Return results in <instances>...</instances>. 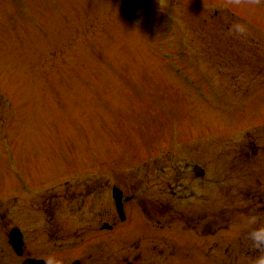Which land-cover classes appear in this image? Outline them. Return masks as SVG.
<instances>
[{"label":"rangeland","instance_id":"1","mask_svg":"<svg viewBox=\"0 0 264 264\" xmlns=\"http://www.w3.org/2000/svg\"><path fill=\"white\" fill-rule=\"evenodd\" d=\"M194 141L212 161L264 147V0H0V207L17 223L29 210L41 231L49 195L93 182L150 177L157 195L160 162Z\"/></svg>","mask_w":264,"mask_h":264},{"label":"flooded vegetation","instance_id":"2","mask_svg":"<svg viewBox=\"0 0 264 264\" xmlns=\"http://www.w3.org/2000/svg\"><path fill=\"white\" fill-rule=\"evenodd\" d=\"M233 175L234 188L226 186ZM171 176L175 184H169V192L125 194L123 215L109 196L105 209L75 210L69 216L60 209L62 201L46 199L44 236L27 239L24 233L23 259L48 264H256L263 249L251 245L248 233L264 227V162L222 163L214 176L224 184L213 195L204 162H192ZM67 221L73 223L66 227ZM8 224L16 225L10 215ZM50 246L72 249L74 257L65 258L63 252L50 257ZM21 261L0 228V264Z\"/></svg>","mask_w":264,"mask_h":264},{"label":"clouds","instance_id":"3","mask_svg":"<svg viewBox=\"0 0 264 264\" xmlns=\"http://www.w3.org/2000/svg\"><path fill=\"white\" fill-rule=\"evenodd\" d=\"M248 240L254 248L264 249V227L252 229L248 233ZM49 264L52 262L49 261ZM256 264H264V255L257 258Z\"/></svg>","mask_w":264,"mask_h":264}]
</instances>
